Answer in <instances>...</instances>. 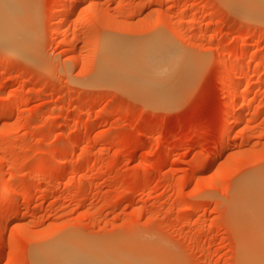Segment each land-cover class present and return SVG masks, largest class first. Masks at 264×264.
<instances>
[{
  "label": "rangeland",
  "instance_id": "1",
  "mask_svg": "<svg viewBox=\"0 0 264 264\" xmlns=\"http://www.w3.org/2000/svg\"><path fill=\"white\" fill-rule=\"evenodd\" d=\"M78 1L26 0L19 48L0 45V264L54 244L92 264H264V9ZM150 40L179 70L137 92L125 48Z\"/></svg>",
  "mask_w": 264,
  "mask_h": 264
},
{
  "label": "bare ground",
  "instance_id": "2",
  "mask_svg": "<svg viewBox=\"0 0 264 264\" xmlns=\"http://www.w3.org/2000/svg\"><path fill=\"white\" fill-rule=\"evenodd\" d=\"M81 1V0H80ZM80 1H78V3H80ZM65 2V1H64ZM77 2V1H76ZM236 2H238L239 4L238 5H243V6H245L246 8H248L249 10H255V9H257V8H259V9H264V0H236ZM26 0H0V45L2 44V45H4V46H6V47H8L10 50H16V49H18L19 47V44H18V41H17V37H19V35H21L24 31H25V29H26V23H27V20H28V12H27V7H26ZM28 3H29V1H28ZM77 4V3H76ZM76 4H74L73 6H72V8L70 9V12H71V10H73L74 11V8L76 7ZM244 8V7H243ZM243 8H241L242 10H243ZM240 10V9H239ZM63 11H64V9H63ZM247 11V10H246ZM243 12V11H242ZM248 16V15H247ZM62 20V18L60 19V21ZM63 21V20H62ZM60 23V22H59ZM58 23V24H59ZM61 24H62V22H61ZM56 29V28H55ZM157 37V36H156ZM158 38V37H157ZM110 43V42H109ZM159 44H162L161 42H158V40L156 41V40H153V41H147V42H145V43H140L139 44V46L138 47H133V48H131L130 46H126V48L125 49H127L128 50V48H130L131 49V51H130V49L128 50L129 51V54H128V56H127V53L125 54L127 57H126V62L128 63L127 64V68H129L128 70L126 69V66H124V68H125V70H127L126 71V73H132L133 71H144V75H142V76H138L137 77V75L136 76H131V77H133L132 78V81H130V83L129 84H132V85H134V82H135V80H136V82H138L137 84H140L139 83V78H142L143 79V82H141V84L142 83H144L145 85H147V83H149V81H150V79L152 80V81H155V80H153V79H158V80H156L157 82L162 78V77H164V75L161 73L162 71H164V70H172V68H176L177 70H179V66H178V64H177V66L178 67H175L174 66V64H175V62H176V53H177V51L175 52L174 51V49H172V48H168L169 46H162V47H159L158 48V46H159ZM104 46V45H103ZM106 46V45H105ZM104 46V47H105ZM124 46V45H123ZM125 47V46H124ZM128 47V48H127ZM124 50V49H123ZM116 51V50H115ZM117 52V55L120 53V55H121V53L123 54V53H125V52H127V51H125V52H118V51H116ZM115 52V53H116ZM114 55V54H113ZM119 55V56H120ZM177 55H178V53H177ZM108 56H109V54H108ZM124 56V55H123ZM123 56H120L121 58H124ZM113 57V56H112ZM181 57V56H180ZM109 58H110V56H109ZM120 58V59H121ZM115 59V58H114ZM119 59V58H118ZM118 60V61H121V62H123L122 60L123 59H121V60ZM118 61H117V64H118ZM178 61H180V60H178ZM126 62H123L122 63V66H123V64L124 65H126ZM105 63V62H104ZM179 63H181V61L179 62ZM176 65V64H175ZM108 66V65H107ZM106 66V67H107ZM115 66L116 65H113V66H111L112 67V71L113 70H115V72H116V68H117V66H116V68H115ZM119 67V66H118ZM180 67H182V66H180ZM231 67V66H230ZM253 67H255V66H253ZM108 68H109V66H108ZM249 68V67H248ZM123 69V68H122ZM176 69H174V70H176ZM181 69V68H180ZM241 69V68H240ZM107 70V69H106ZM121 70V68L119 69V71ZM110 71V70H109ZM119 71H117V72H119ZM122 71V70H121ZM120 71V72H121ZM124 71V70H123ZM240 71V70H239ZM111 72V71H110ZM126 73L124 74L123 73V75H125V76H128V77H130V75H126ZM122 74V73H121ZM120 74V75H121ZM139 74V73H138ZM143 74V73H142ZM161 74H162V76H161ZM119 75V74H118ZM160 76V77H159ZM241 77V76H240ZM239 77V78H240ZM137 78L139 79L138 81H137ZM160 78V79H159ZM239 78H236V79H239ZM125 79V78H124ZM130 80H131V78H130ZM126 81V80H125ZM140 81H142V80H140ZM161 81V80H160ZM159 81V82H160ZM233 81V80H232ZM236 81V80H235ZM239 81V80H238ZM237 81V82H238ZM227 82V81H226ZM126 83V82H125ZM230 83V81H228V84ZM234 83V82H233ZM140 84V85H141ZM159 84V83H158ZM152 84H149L148 86H149V89L148 90H150V86H151ZM157 84H154V85H152V87H153V89L154 90H156V92H158V90H160L161 88H157L158 87V85L156 86ZM236 85V84H235ZM148 86H146V88L145 89H143V91H141L142 92V94L145 96V98L146 97H149V100L151 99V98H154V97H152L151 96V93L149 94V91H147V88H148ZM232 86H233V84H232ZM237 86V85H236ZM134 87L137 89V92L138 91H140V89H138V86L137 85H134ZM141 87V86H140ZM229 87V86H228ZM155 88H157V89H155ZM229 89V88H228ZM128 90H130V89H128ZM232 90H234V89H232ZM230 91V90H229ZM130 93H131V91H130ZM140 93V92H139ZM162 93V92H161ZM161 93H159L158 95H156L157 97L156 98H158L159 97V99H160V97L162 96V94ZM232 93V92H231ZM154 94V93H153ZM160 94H161V96H160ZM230 96V95H229ZM141 97V96H140ZM241 97V99L242 98H244L245 96H243V94L240 96ZM247 97V96H246ZM245 97V98H246ZM230 98V97H229ZM239 98V97H238ZM244 98V99H245ZM159 99H157V100H159ZM152 100H154L155 101V99H152ZM156 100V102H158ZM251 101V100H250ZM242 102V101H241ZM21 103V102H20ZM248 104H249V101L247 102ZM251 103V102H250ZM235 103H234V101H233V104L232 105H234ZM3 107V109H1V110H5L6 109V106H2ZM1 107V108H2ZM249 107V106H248ZM8 108V107H7ZM2 111V112H3ZM5 111H7V110H5ZM4 111V112H5ZM233 111V110H232ZM231 116H232V118H234V119H236V117H235V114L234 113H232L231 114ZM229 117V116H228ZM230 119V118H229ZM231 120V119H230ZM229 120V121H230ZM228 121V120H227ZM231 122V121H230ZM230 122H228V123H230ZM226 124V123H225ZM226 126V125H225ZM228 126V125H227ZM226 128V127H225ZM227 133V132H226ZM222 152V151H221ZM260 174H262L258 179H261L262 181H264V172H261ZM254 175V174H253ZM257 182H260L259 180H257ZM5 184V183H4ZM261 186L262 187H264V185H263V183L260 185L259 184V191L261 190L260 188H261ZM8 187H10V185H8V184H5V188H8ZM257 188H258V186H257ZM263 189V188H262ZM264 190V189H263ZM4 192V191H3ZM262 192H264V191H262ZM253 195V194H252ZM262 195V194H261ZM2 221H3V219H2ZM4 222H5V220H4ZM71 242V241H70ZM73 242H75V241H73ZM67 243H69V242H67ZM77 243V242H76ZM57 244H54V246H51V247H49V246H47L49 249H47L46 248V250H48V251H43L44 253V255L42 254L41 256H42V259H41V262L43 263V264H90L91 262L89 261L90 259L88 258V256L87 255H85V257L83 256V255H81L80 253H81V250H77L73 245L74 244H72V246H61L60 244V246L59 245H57ZM70 245H71V243H70ZM56 246V247H55ZM77 246V245H76ZM78 246H79V244H78ZM54 247V248H53ZM53 248V249H52ZM82 248H84V247H82ZM86 248V247H85ZM42 249V248H41ZM87 249V248H86ZM85 249V250H86ZM84 250V251H85ZM84 251L82 252V253H84ZM87 251V250H86ZM36 252V253H35ZM34 253H35V255L38 253L37 251H35ZM125 254V253H124ZM89 255V254H88ZM91 255H93V253L91 252ZM96 255V254H95ZM126 255V254H125ZM86 256H87V259H86ZM99 256H102V254L100 255L99 254ZM96 257V256H95ZM139 257V256H138ZM108 258V257H107ZM126 258H127V256H126ZM129 258V257H128ZM127 258V259H128ZM36 259V258H35ZM38 260V259H37ZM99 260V259H98ZM101 260H103L104 261V259L103 258H101ZM109 260H111V259H109ZM122 260H123V258H122ZM35 261V260H34ZM100 261V260H99ZM96 262V261H95ZM105 262V261H104ZM116 262V261H115ZM134 262V261H133ZM34 263H36V262H34ZM97 263V262H96ZM102 263V262H101ZM119 263V262H118ZM132 263V262H131ZM40 264V263H39ZM92 264V263H91ZM106 264H110V263H106Z\"/></svg>",
  "mask_w": 264,
  "mask_h": 264
}]
</instances>
